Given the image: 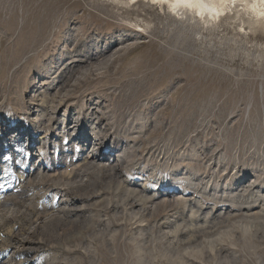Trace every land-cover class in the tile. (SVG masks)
I'll list each match as a JSON object with an SVG mask.
<instances>
[{
    "label": "rangeland",
    "instance_id": "374dc122",
    "mask_svg": "<svg viewBox=\"0 0 264 264\" xmlns=\"http://www.w3.org/2000/svg\"><path fill=\"white\" fill-rule=\"evenodd\" d=\"M109 4L0 0V264H264L263 31L246 25V35L224 17L208 27L199 18L182 22L147 2L124 14ZM41 138L48 148L40 149ZM56 141L85 180L72 194L79 208L65 232L28 238L36 219L18 214L13 222L29 208L27 192L14 199L6 184L16 182L18 163L23 171L51 164L43 160L60 151ZM92 145L102 157L86 166ZM119 155L115 172L105 163ZM151 195L161 232L155 217L137 222V203L150 205ZM209 211L224 217L205 234L198 229ZM246 225L255 238L242 234ZM133 238L144 240L141 254Z\"/></svg>",
    "mask_w": 264,
    "mask_h": 264
},
{
    "label": "bare ground",
    "instance_id": "6f19581e",
    "mask_svg": "<svg viewBox=\"0 0 264 264\" xmlns=\"http://www.w3.org/2000/svg\"><path fill=\"white\" fill-rule=\"evenodd\" d=\"M109 1H111V4H109L111 7H113V5H115V8H117L123 14L125 13L124 12L125 9L128 10V8L132 4H134V6H137L140 3L147 2L148 4H151V5H158L161 9H163V11H165V9H168L172 14H174L182 22L183 21H192V20L194 21V20H197L199 18L203 21V23H204L203 26L208 27V25H210L212 23V21L215 22V25H216V21H218L222 17H224V18L236 23L237 26L239 27L240 31L246 35L248 33L247 28L245 27L246 25H248V29L252 33H255L256 31L261 29L263 31V34H264V0H109ZM208 18H209V21H208ZM210 19H211V21H210ZM129 25L132 26V23H129ZM136 27H137L138 31L146 32L145 28L142 27L141 25H136ZM90 57H92V59H95L98 56H97V54H95V55H91ZM258 58H259V62H261L264 57L260 56ZM88 59H91V58H88ZM69 72H71V71H69ZM69 72L64 71L61 74L60 79L58 80L59 83L64 79V75H65V77H67L66 74H68ZM88 72H91V71L88 70L87 73ZM59 85L61 88H59V86H58V89L56 90L57 94H59L60 91L61 92L63 91L62 87L64 84H62V82H61ZM45 110H47V114H48L47 116L49 118L48 121L52 122L53 119L55 118L54 111L56 110V108L49 107L48 109H45ZM92 121H93L92 125L96 126L97 129L101 127L102 122L99 119H95ZM35 124H36V126L39 125V123H35ZM49 128L50 127L45 128L47 132H49ZM44 138H41L39 140V143H38V145H40L41 150H43L44 148H48L49 144L51 143L47 140V143L45 145ZM54 145H55V149H57V147L59 146L60 151L56 150V152L53 156H48L46 160H43V164H45L46 162L51 163V164L45 165V166L39 167V168H33V169H30L29 171H23V170H21V166H23L24 164L18 163V164H20V167H18V165L15 167L16 173L18 174V178H17L16 182L11 181V182L6 184L7 187L13 188V191L10 194V196L14 197V199H17L18 195L21 192H23L25 190L27 192V198H25V199H27L26 204L28 205L29 208L26 212H23L22 210L17 208V209H19V211L17 212L16 216L14 217L13 222H15V220L19 216H20L19 218L27 217L30 220L36 219L35 222L33 223L32 227H30L31 228L30 231L27 233L28 238H31L34 233L40 234L44 238H49V235L51 233H59L60 227H61V231H64V226H65L64 224L70 220V218H68V217H70L69 214H71L72 212H75V209L79 208V206H77L78 203L72 197V194H75L77 191L79 192V187H81V185L83 184V181H85V180H83L82 182L79 181V179H80L79 175L80 174H79L78 170L70 169L71 167L69 164V153H66V151H65L66 148L62 144H60V142H58V141H56L54 143ZM96 150H97L96 146H94V145L87 146V153H88L87 155L88 156L86 158H84V164L86 166L95 165L96 162L98 160H100V158L102 157L101 154L95 153ZM102 155H105V154H102ZM120 159H121V155H119L117 157V159H116V157L111 156L110 158L107 159L108 161L105 164H108V166L113 167L112 170L115 171V170L119 169L122 165ZM62 160H64V161H62ZM81 162H83V161H81ZM60 163H65V164H63V166H61ZM80 164L81 163H79L77 165H80ZM97 168H98V170L101 169V168H99V166ZM77 169H78V167H77ZM95 170L97 172V169H95ZM110 170H111V168H110ZM92 172H93V170H92ZM121 185H122V183H121ZM123 186L121 188H122V190H126L125 192L129 191V194H135L137 196V198L144 199L146 201L147 197L145 195L141 196L139 194V192L137 193L134 190L128 189V187H130V186H124V187ZM214 190H216V189H214ZM76 194L78 195V193H76ZM48 195H52L53 200L51 202L50 201H48V202L44 201L45 206H44V208H42L43 206L40 205V202L43 199L44 200L48 199ZM58 195H60L61 200H59V202H55V199L58 197ZM135 195H133V196H135ZM74 196H76V195H74ZM151 197H152V195H151ZM183 197H185V196H183ZM148 198H150V197H148ZM152 198H154V201H152L150 205H148L149 203H144L142 201H141L142 204L137 203L139 210L143 212V215H141V217H140V221H137V222L144 223V222L148 221V219L150 220L153 217H155L154 229L157 228L159 230V221L160 220H158V213H159L161 208L159 209L158 205L155 203L156 200L159 198L156 195H153ZM149 200H151V199H149ZM13 201H15V200H13ZM138 202H139V200H138ZM178 203L180 204L179 201H178ZM183 203H186V200ZM186 204H184V205L182 204L185 207V210L187 208ZM126 206H129V204ZM177 206H179V205H177ZM23 207H25V206H23ZM124 210L128 211V209L125 207H124ZM176 210H178V213L177 212L175 213L176 215L181 214L182 211L179 208L176 207ZM192 212H193V210H192ZM18 214H20V215L18 216ZM182 215H184V212ZM194 215H192V216H194ZM227 215H230V212H228ZM75 217H76V215H75ZM223 217L224 216H221V214H220V216H218L217 214H215L213 212H210V211L207 212L205 214V222L203 225L204 229H198V230H200V232L202 230H204L203 233L210 234L211 229L214 228L212 225L216 221L218 222V219H222ZM93 220H94V217H93ZM182 220H183V222H187V219L184 216H182ZM253 227H254L253 225H246L245 227L243 226L242 231H241L242 234H244L245 236L255 238L256 232L253 231L254 230ZM13 229H15V227ZM198 230L193 231V233H191L189 238L185 235V233H182L181 239L187 237L189 239V243L192 242V244H195L198 241L197 240L198 235H200L199 234L200 232ZM227 232H228V230H227ZM10 233H12V232H10ZM103 233H104V231H103ZM142 233H144V231H142L139 235H143ZM228 233H229V236L234 237L231 232H228ZM96 234H97V232H96ZM99 235H101V233ZM102 235L104 236L105 234H102ZM51 236H53V235L51 234ZM19 239H21V238H19ZM23 239L20 240V242H19V244L23 248L26 246L32 247V245L29 243L31 241H28L25 238H23ZM50 239H51V237H50ZM132 242L134 243V248H135L136 252L138 254H141V252L144 251V247H143L144 246L143 245L144 240L141 241L137 238H133ZM179 249H180V247H179ZM210 249L213 252L212 256L215 258L217 248H216L214 243H211ZM204 258H201L199 260L204 261ZM143 261H144V258H143Z\"/></svg>",
    "mask_w": 264,
    "mask_h": 264
}]
</instances>
